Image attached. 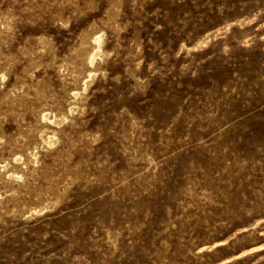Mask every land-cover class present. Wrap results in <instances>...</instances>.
Returning <instances> with one entry per match:
<instances>
[{
  "label": "rangeland",
  "instance_id": "1",
  "mask_svg": "<svg viewBox=\"0 0 264 264\" xmlns=\"http://www.w3.org/2000/svg\"><path fill=\"white\" fill-rule=\"evenodd\" d=\"M1 74L0 264H264V0H0Z\"/></svg>",
  "mask_w": 264,
  "mask_h": 264
},
{
  "label": "bare ground",
  "instance_id": "2",
  "mask_svg": "<svg viewBox=\"0 0 264 264\" xmlns=\"http://www.w3.org/2000/svg\"><path fill=\"white\" fill-rule=\"evenodd\" d=\"M100 32V31H99ZM104 34H102L101 32H100V34L98 33V32H95L94 34H93V36H92V42H93V45H92V52H90V54L88 53V57H86V58H88V64H91V65H93V63H94V61H95V58L96 57H99L100 56V52L102 51V43L104 42L103 40V38H104V36H103ZM87 62V61H86ZM93 72V71H92ZM94 73V72H93ZM92 75H94V74H91V73H89L88 74V77H93ZM4 78H5V75L4 74H1L0 75V80H4ZM86 79V78H85ZM82 80V79H81ZM87 81L89 80V78H87L86 79ZM84 81L83 83H84V89L87 87V85H89V84H87V81ZM82 85V84H81ZM81 89V88H80ZM82 89H83V87H82ZM87 89V88H86ZM85 89V90H86ZM84 90V91H85ZM73 91H75V90H73ZM77 91H79V90H77ZM72 92V91H71ZM78 93L79 92H73V95L72 96H74V99L73 100H75V97L78 95ZM78 100V99H77ZM73 102V101H72ZM70 104V103H69ZM73 107L75 108V106L73 105ZM72 106H70L69 108H68V112L69 113H73L74 111H75V109L73 108ZM48 111H46V112H42V114H41V119L43 120V121H47V123L46 124H48V122L49 123H52V124H56V125H58V124H61V122L63 123V121L67 118V117H61L60 116V119H58V116L57 115H55V114H52V112H51V114H49V113H47ZM68 120V119H67ZM44 124V123H43ZM49 125V124H48ZM54 126V125H53ZM57 127V126H56ZM48 130V129H47ZM43 131H44V128H43ZM42 131V133L40 134V136L39 137H41V138H39V139H41V141H43L45 144H47V145H52L53 143H54V140L55 141H57L56 139H54V135H52V134H48V133H44ZM53 131V130H52ZM41 132V131H40ZM39 132V133H40ZM54 132V131H53ZM52 133V132H51ZM55 134V133H54ZM42 142V143H43ZM40 143V142H39ZM55 144H56V142H55ZM41 145V144H40ZM46 145V146H47ZM54 146V145H53ZM28 150V149H27ZM28 152H30V151H28ZM37 153V152H36ZM36 153L35 152H30V154H31V156L33 157V160L36 162L37 160H36ZM23 157L24 156H22L21 154H14L13 155V157L11 158V162L13 163H15V162H20V163H22V165L23 164H25L24 163V159H23ZM26 159V158H25ZM33 161V162H34ZM37 164V163H36ZM8 165H9V162H6V163H0V174L2 173L3 175H5V178L7 177L8 179H11V180H13V181H18V180H22L23 179V177H25L24 175V173L21 171V169H18L16 166L15 167H13V168H11V169H8ZM22 165H21V167H22ZM24 166V165H23ZM35 166V165H34ZM20 167V168H21ZM1 197V196H0ZM43 206V205H42ZM46 208V207H45ZM44 208V209H45ZM34 209H36V208H34ZM47 209V208H46ZM31 211V210H30ZM40 210L38 209V212H39ZM29 212V211H28ZM43 212V211H42ZM32 213V212H31ZM35 213V212H34Z\"/></svg>",
  "mask_w": 264,
  "mask_h": 264
}]
</instances>
